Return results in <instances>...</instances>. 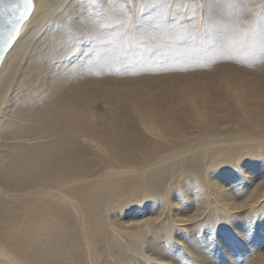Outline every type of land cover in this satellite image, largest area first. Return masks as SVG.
I'll return each instance as SVG.
<instances>
[{"label": "bare ground", "instance_id": "obj_1", "mask_svg": "<svg viewBox=\"0 0 264 264\" xmlns=\"http://www.w3.org/2000/svg\"><path fill=\"white\" fill-rule=\"evenodd\" d=\"M33 5L0 67V264H264V0Z\"/></svg>", "mask_w": 264, "mask_h": 264}, {"label": "water", "instance_id": "obj_2", "mask_svg": "<svg viewBox=\"0 0 264 264\" xmlns=\"http://www.w3.org/2000/svg\"><path fill=\"white\" fill-rule=\"evenodd\" d=\"M17 3L18 0H3V3H0V67L6 53L18 38L22 25L29 17L34 6L32 0V7L29 9V14L21 22L20 16L23 15V11L17 9Z\"/></svg>", "mask_w": 264, "mask_h": 264}, {"label": "snow or ice", "instance_id": "obj_3", "mask_svg": "<svg viewBox=\"0 0 264 264\" xmlns=\"http://www.w3.org/2000/svg\"><path fill=\"white\" fill-rule=\"evenodd\" d=\"M3 3V0H0ZM18 10L23 11V15L20 16V21H24L29 14V9L32 7V0H18L16 4Z\"/></svg>", "mask_w": 264, "mask_h": 264}, {"label": "rangeland", "instance_id": "obj_4", "mask_svg": "<svg viewBox=\"0 0 264 264\" xmlns=\"http://www.w3.org/2000/svg\"><path fill=\"white\" fill-rule=\"evenodd\" d=\"M245 169H246V168L244 167V168H243V171H246ZM233 178H234V176H231L230 179H229V178L224 179L225 182H226V186H227V187H230V186L228 185L227 182L230 181V180H231V181H234ZM187 192H189V191L186 190V193H187ZM186 196H190V194H188V195H186Z\"/></svg>", "mask_w": 264, "mask_h": 264}]
</instances>
